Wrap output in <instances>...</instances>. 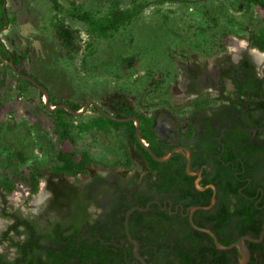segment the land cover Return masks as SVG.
<instances>
[{"label": "trees", "instance_id": "trees-1", "mask_svg": "<svg viewBox=\"0 0 264 264\" xmlns=\"http://www.w3.org/2000/svg\"><path fill=\"white\" fill-rule=\"evenodd\" d=\"M35 1L51 3L56 12L52 21L53 33L69 58L82 51L83 40L81 31L71 27L65 17L83 23L91 40L114 39L122 28L137 21L146 7L145 4H138L133 8H122L121 1L108 0V10L101 13L85 10L74 0L70 2V8L63 6L60 0ZM5 3L6 0H0V31L14 22L8 16ZM231 5H239L240 10L246 9L248 21L238 23V26L248 30L244 39L249 41L250 47L264 52V29L254 17V11L264 12V0H232ZM227 9L228 6H224L221 11ZM212 19L218 22V17ZM235 25L232 21L233 28ZM230 33H234V30L224 32V38ZM88 46L92 47L93 42H89ZM216 47V53H223V56L216 59L215 75L210 78L215 86L219 79L224 88L226 81L230 80L235 93L231 101L228 97L222 103L217 99L201 105L208 108L216 106L227 113L240 132L235 151H231L222 161L216 159L210 173L204 172L205 178L199 183L202 190L197 189L196 178L188 175L186 166H182L186 164L182 154L177 153L165 162H158L143 148L136 137L137 125L134 121L115 122L93 108L98 117L87 124L76 125L75 121L83 115L74 117L66 109L47 110L44 94L31 82L20 78L0 58L5 69L0 76V107L4 105L5 96L13 90L11 84L16 83L18 95L28 96L32 102L37 100L35 110L52 119L61 144L68 140L74 142L73 132L76 128L80 132H115L124 136L117 147L121 159L111 165L115 171L108 175L96 174L85 191L75 186L73 190L69 189L74 193L66 212L59 209L56 215H52L54 207L49 204V210L40 217L25 216L9 205L8 197L17 191L14 178L5 176L0 179L3 201L0 216L9 222L0 237V246L7 243L5 253L0 252V264H134V246L125 231L126 213L136 206L145 208L154 201L161 205L153 203L149 210L135 211L130 217L131 235L140 244V255L149 264H239L241 256L237 248L219 249L214 238L209 233L197 230L187 215L191 207L211 204L214 190L209 186L214 185L217 189L216 204L210 210L194 213L193 223L196 227L211 230L222 246L229 247L244 236L258 239L264 224V71H258L247 52L243 53L238 63H234L227 53L226 44L219 42ZM0 55L6 61L11 60L1 40ZM11 55L19 70L40 82L23 68V58L27 59V53H23V58L17 52ZM184 58L181 65L191 78L196 80L198 77L203 81L201 74L206 70L195 64L197 56L184 55ZM44 86L50 92L51 107L66 104L75 112L83 109L85 103L59 100L51 88ZM236 98L237 101L234 100ZM194 105L199 109L200 102L195 101ZM122 112L124 115L117 116H136L140 120L141 138L156 156L164 158L162 143L152 130L153 118L136 115L128 107H124ZM3 130V125H0V146L4 145ZM193 134L194 129H191L190 136ZM3 150L12 152L5 146ZM132 150L144 160L145 167L136 169L138 174L126 177L124 173L134 169ZM0 162L9 167L2 160ZM98 165L101 163L89 150L73 153L60 151L50 167L45 165L31 171L28 183L31 198L39 193L42 181H47L52 189V179L87 177L92 175V167ZM139 174L143 176L139 177ZM164 206H167L166 210ZM247 245L252 254L249 264H264V240L260 244L247 242ZM12 249L15 257L10 260L7 256Z\"/></svg>", "mask_w": 264, "mask_h": 264}, {"label": "rangeland", "instance_id": "rangeland-1", "mask_svg": "<svg viewBox=\"0 0 264 264\" xmlns=\"http://www.w3.org/2000/svg\"><path fill=\"white\" fill-rule=\"evenodd\" d=\"M71 1L60 0V3L70 8ZM74 1L85 10L101 13L108 10L110 3L108 0ZM113 1H121L122 8L138 4L146 7L140 18L122 28L114 39L91 40L83 23L65 17L71 27L81 31L83 40L82 51L72 58L55 39L52 21L56 12L47 1L6 0L8 16L14 22L0 31V40L10 54L17 52L22 58L23 53L28 54L27 59L23 58V68L51 88L59 100L80 103L94 100L113 115L123 113L125 106L141 113L147 107L167 106V99L179 103L181 99L175 97L173 88L178 77H183L184 55H195L200 64L214 66L223 54L216 53L219 42L226 44L227 53L236 59L242 48L248 46L243 39L247 38L248 30L238 26L248 21L247 11L240 10L239 5L233 7L232 0ZM224 6L228 9L222 12ZM213 17H218L217 23ZM254 17L260 22L262 13L254 11ZM232 21L236 23L235 28ZM229 30L234 33L224 38V32ZM89 42H93L92 47L88 46ZM4 71L0 62V76ZM15 84H11L13 90L5 96L4 105L0 107V125L4 128L0 160L9 164L7 168L0 162V179L8 176L15 180L17 191L8 197L12 209L31 212L39 203L38 195L30 201L24 200L32 170L45 165L50 167L60 151L89 150L100 162H110L120 155L117 147L124 136L115 132H80L76 128L74 142L68 140L61 144L52 119L35 110L37 100L32 102L28 96L18 95ZM97 117L98 114L89 109L75 124H87ZM3 146L12 152L4 151ZM46 170L48 172V167ZM92 171L104 173L107 169L95 166ZM44 184L42 181L40 187L44 188ZM2 203L0 195V215ZM8 223L0 216V233Z\"/></svg>", "mask_w": 264, "mask_h": 264}, {"label": "flooded vegetation", "instance_id": "flooded-vegetation-1", "mask_svg": "<svg viewBox=\"0 0 264 264\" xmlns=\"http://www.w3.org/2000/svg\"><path fill=\"white\" fill-rule=\"evenodd\" d=\"M261 13L262 20L260 21V23L262 24V27L264 29V12L261 11ZM244 40L247 41L246 43L248 46L246 48H242V52L237 59L235 57H232V55L230 54L232 61L234 63H238L242 59L243 53L247 52L249 56H251L253 62L257 65L258 71L263 72L264 60L263 58H261V55L258 56V53L264 54V52H261L259 49L251 48L249 41L247 39ZM220 56H223V54H221ZM0 58L4 62L6 61L1 57V55ZM195 64L199 65L201 69L206 70L205 73L201 74V77L204 80L200 81L198 77L196 78V80H193L191 78V75L186 70H183V77H178L179 80L175 82L176 86H174L173 88V94L176 95L175 97H179L181 99L179 103H173L169 99H167L165 100V104H167V106H162V108L147 107L145 112H133L136 115H147L153 118L154 122L152 130L154 131L156 138L162 143L161 148L166 155L165 157L169 156L168 152L171 151H175L174 154H182L186 159V164H182V166H186V171L190 160L188 151L190 152V170L193 174L190 176L196 178L195 182L197 184L198 181L200 183L205 178V171L208 173L211 172L210 167L216 159L222 161L230 154L231 151H235V142L238 140L240 129L233 123V120L227 115V113L221 112L218 107L211 106L210 108H208L207 106H202L203 103H206L208 101H215L217 99L219 100V103H222L224 101H227L228 97H230L229 100L231 101V96H233V94L235 93L233 83L230 80H227L224 88L220 83V80L217 79L216 82L218 84L217 86H215V83H213L210 76L215 75L216 61L214 63V66H209L208 64L202 65L196 60ZM189 65H191V62L189 63ZM211 67H213V69L209 71ZM180 85H182V88H178ZM234 100L237 101V98ZM195 101L200 102V105L198 107L199 109H196L197 107L196 105H194ZM239 101H241V99H239ZM93 108L95 107L91 106L89 109ZM123 108L124 107H122V111ZM122 115H124V113ZM114 116L118 117L117 115ZM128 117L137 118L136 116ZM191 129H194V134L192 136H190ZM130 153L133 156L134 169L131 172H122L126 177H131L138 174V171L136 169L145 167L144 160L139 158L134 150H132ZM120 155L118 157H113L114 159L110 162H100L96 159L101 163V165H98L97 167L101 166L103 169H107V171L104 173H93L92 171L93 174L87 177H57L52 179V189L49 187V183L47 181H44V188H42L41 185L39 193L37 194L39 203L35 208V211H20L25 216H31V218L35 216L40 217L41 215H43V213L49 210V204H51L54 207V210L51 212L52 215H56V212H58L59 209H62L63 212H66L70 204L69 200L74 193H72V191L70 192L69 189L73 190V186H75L76 189L80 188L81 190L84 189L85 191L89 185V182L96 174L108 175L112 171H115L111 167V165L117 159H121ZM94 167L95 166H93L92 168ZM138 176L142 177L143 175L139 174ZM94 186L96 187V185ZM42 190L44 191L43 193ZM30 199L32 198L29 190L27 194H24V200L25 202H27L30 201ZM41 222L43 223V221ZM42 223H40L41 226ZM4 231L0 233V237ZM6 246L7 243H4V245L0 246L1 253H5ZM14 254V249H12V252L7 256V258L10 260L13 259L15 257Z\"/></svg>", "mask_w": 264, "mask_h": 264}, {"label": "water", "instance_id": "water-1", "mask_svg": "<svg viewBox=\"0 0 264 264\" xmlns=\"http://www.w3.org/2000/svg\"><path fill=\"white\" fill-rule=\"evenodd\" d=\"M4 7H6V3L4 5ZM4 48L8 52L7 46L5 44H4ZM8 56L10 57L11 60L10 61H5V63L10 65L12 67L13 71L20 78H23V79L31 82L34 86H36L44 94V96L46 97V99L44 101V104H45V107H46L47 110L55 111V110H58V109H66L74 117H80L81 115H84L85 113H87L89 108L91 106H93L99 111V113L101 115L107 117L108 119H110L112 121L121 122V123H126V122H130V121L136 122V124H137L136 137H137L138 141L143 146V148L156 161L165 162V161L169 160L172 157V155L175 153V151L168 152L169 156H167L165 158H160V157L156 156L155 153L151 150V148L141 138V135H140V120L138 118H135V117L118 118V117L114 116L113 114H110V113L106 112L97 102H95L93 100L87 101L85 103L83 109L80 112H75L74 110L71 109V107L67 106L66 104H60V105H57L55 107H51L50 106V92H49V90L44 85H42L40 82L35 80L32 76H30V74H24L21 70H19L16 67V65H15V63L13 61V56L9 52H8ZM188 153H189V159L190 160H189V163H188V166H187V172H188L189 175H193L191 173V170H190V168H191L190 152L188 151ZM196 187H197V189L202 190V188L199 185V181L197 182ZM209 188H212L214 190V195L212 197L211 204L209 206H207V207L194 206V207H191L189 209V211H188L187 215L190 217V221H191L192 225L199 231L209 233L214 238V240L216 242V245H217V247L219 249H221V250H231L233 248H237L239 253H240V256H241L240 259H239V264H249L250 261H251L252 254H251V250H250L249 246L247 245V242L254 243V244H260V243L263 242V240H264V224H263V227H262V233H261V235L259 236L258 239H255V238H253L251 236H244L238 242H236L235 244H233V245H231L229 247L222 246L219 243V240L216 237V235L211 230L198 228L193 223V215H194V213L196 211H198V210H210L216 204L217 189H216V187L214 185H210ZM153 203H157V204L161 205L160 202L154 201V202L149 203L145 208H142L140 206H136V207L132 208L131 210H129L126 213V218H125V221H124L125 231H126V234H127V237L129 239V241L134 246V255H135V258H136L135 264H149V263L140 255V252H139L140 251V244L131 235V232H130V217L135 211L145 212V211L149 210ZM166 209H167V206H164V210H166Z\"/></svg>", "mask_w": 264, "mask_h": 264}, {"label": "bare ground", "instance_id": "bare-ground-1", "mask_svg": "<svg viewBox=\"0 0 264 264\" xmlns=\"http://www.w3.org/2000/svg\"><path fill=\"white\" fill-rule=\"evenodd\" d=\"M242 46H243V47H246V43H245V42H242ZM254 55H255V54H254ZM260 55L262 56L261 58H263V60H264V54H259V53H258V56H260ZM42 193H43V192H42ZM41 195H42V194H41Z\"/></svg>", "mask_w": 264, "mask_h": 264}]
</instances>
